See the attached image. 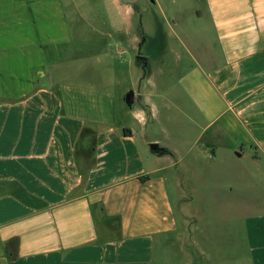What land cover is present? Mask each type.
Returning a JSON list of instances; mask_svg holds the SVG:
<instances>
[{
  "label": "crops",
  "instance_id": "obj_1",
  "mask_svg": "<svg viewBox=\"0 0 264 264\" xmlns=\"http://www.w3.org/2000/svg\"><path fill=\"white\" fill-rule=\"evenodd\" d=\"M64 1L0 0V264H188L195 234L202 264H264V0H111L137 26L77 36Z\"/></svg>",
  "mask_w": 264,
  "mask_h": 264
},
{
  "label": "rangeland",
  "instance_id": "obj_2",
  "mask_svg": "<svg viewBox=\"0 0 264 264\" xmlns=\"http://www.w3.org/2000/svg\"><path fill=\"white\" fill-rule=\"evenodd\" d=\"M137 6H144L146 9H148L149 11H152V0H136ZM179 1V8L178 11L180 12V15L182 17V19L185 18H192L193 15L191 16V14L189 13L187 15L186 12H184V10L186 9V4L185 1L186 0H178ZM65 4V8H66V12L69 16L68 20L70 22V26L72 28H74V31H76V36H77V32L80 31L79 26L83 27L87 30L88 27L90 26H94V27H101L103 25H101V19H103V14H104V25H107L108 27H114L116 24L119 26V28H124L126 31L127 30H132V28H135L137 26V23L139 22L138 20L139 17L138 15L135 13V15L129 11H127L125 8H119V11L115 9V7L112 5V1L111 0H67L64 1ZM127 4V3H126ZM185 7V9H184ZM78 10L80 11V13L82 14V16L84 17V20H81L79 22V19L76 18L74 11ZM91 12H97L99 13V16H96L95 14H91ZM89 13H90V17H89ZM185 13V14H184ZM183 14V15H182ZM102 15V17L100 16ZM149 16V12L145 15L142 16V24L143 27L145 29V31L147 32H151L152 31V24L150 22H148V17ZM93 27V28H94ZM79 34V33H78ZM124 36V35H123ZM152 36V34H151ZM126 37V36H125ZM126 42V38L125 41ZM126 43H124V49L126 50L125 54L122 56V58L124 59H128L130 63L131 59H132V52H129L126 49ZM150 54L152 56V50L150 51ZM74 59V58H73ZM66 64L64 66L65 70L69 69V65L71 64V57L69 56L67 58ZM131 65V64H130ZM133 65V64H132ZM135 70V71H133ZM148 70H149V74L151 75L150 77V83H152V59L148 65ZM142 73V71H141ZM153 73H155V71H153ZM138 75V71L137 69H132L128 68V66H124L122 67L119 72L117 73V76L115 77L114 81L111 82V88L112 91L115 93H119L122 90H130L135 88H138L137 86L139 85V83L136 81V77ZM95 84V83H93ZM143 86L145 85L144 83H141ZM145 87V86H144ZM151 104H152V95L149 98ZM136 108V107H135ZM135 110V109H134ZM133 110V111H134ZM130 123H135L136 124V120H132L130 119L129 121ZM233 199H235V201L240 199V196H235L233 197ZM210 203V202H209ZM206 206V198L204 199V197H201L199 204H194L192 206H189L188 211H190L191 213H194L195 215H206V210L204 209ZM230 208H224L221 210V215L226 218L229 219L234 215L233 209L231 208V210H229ZM212 210V209H211ZM219 212V211H218ZM217 210H215L214 214L218 213ZM239 212V211H236ZM241 212V211H240ZM210 214H213V211H210ZM214 216V215H213ZM203 248V245L201 243V239L200 237L197 238V234L193 235V237L190 239L189 244H188V264H198L197 260L199 263L202 264L203 260L201 259L203 255H200L201 250ZM174 247L172 245L170 250H167V252L162 251V248L159 246L158 249L156 250L157 252V257H158V262L156 260L155 264H179L178 263V259H177V246H175V251ZM177 259V260H176ZM201 259V261H200ZM162 261V262H161Z\"/></svg>",
  "mask_w": 264,
  "mask_h": 264
},
{
  "label": "clouds",
  "instance_id": "obj_3",
  "mask_svg": "<svg viewBox=\"0 0 264 264\" xmlns=\"http://www.w3.org/2000/svg\"><path fill=\"white\" fill-rule=\"evenodd\" d=\"M152 108L155 111L156 105L153 104ZM132 115L134 118L138 119V121L140 123H146V121H147V114L142 109H139V108L135 109V111H133Z\"/></svg>",
  "mask_w": 264,
  "mask_h": 264
},
{
  "label": "water",
  "instance_id": "obj_4",
  "mask_svg": "<svg viewBox=\"0 0 264 264\" xmlns=\"http://www.w3.org/2000/svg\"><path fill=\"white\" fill-rule=\"evenodd\" d=\"M139 58L142 59V60L145 59V58L142 57V56H140ZM131 98H132V93H129V95L127 96V103H128L129 106L131 105ZM149 147H150V150L153 151L155 154H159V153H163V152H164V149L161 148V147H159V146H158L157 144H155V143H153V144L151 143V144L149 145ZM237 155H239V154L237 153Z\"/></svg>",
  "mask_w": 264,
  "mask_h": 264
},
{
  "label": "built area",
  "instance_id": "obj_5",
  "mask_svg": "<svg viewBox=\"0 0 264 264\" xmlns=\"http://www.w3.org/2000/svg\"><path fill=\"white\" fill-rule=\"evenodd\" d=\"M207 157L209 159H212L213 158V154H212V151L210 149L207 151Z\"/></svg>",
  "mask_w": 264,
  "mask_h": 264
},
{
  "label": "flooded vegetation",
  "instance_id": "obj_6",
  "mask_svg": "<svg viewBox=\"0 0 264 264\" xmlns=\"http://www.w3.org/2000/svg\"><path fill=\"white\" fill-rule=\"evenodd\" d=\"M138 54H140V53H138Z\"/></svg>",
  "mask_w": 264,
  "mask_h": 264
}]
</instances>
